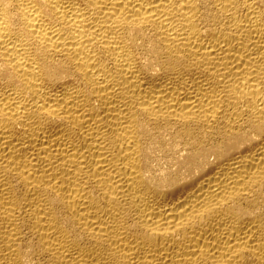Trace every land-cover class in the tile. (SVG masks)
I'll return each mask as SVG.
<instances>
[{"label": "bare ground", "instance_id": "1", "mask_svg": "<svg viewBox=\"0 0 264 264\" xmlns=\"http://www.w3.org/2000/svg\"><path fill=\"white\" fill-rule=\"evenodd\" d=\"M0 264H264V0H0Z\"/></svg>", "mask_w": 264, "mask_h": 264}]
</instances>
